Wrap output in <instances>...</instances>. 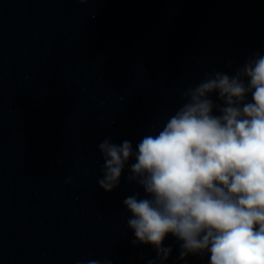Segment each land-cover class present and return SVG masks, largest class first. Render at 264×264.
Listing matches in <instances>:
<instances>
[{"label":"water","instance_id":"1","mask_svg":"<svg viewBox=\"0 0 264 264\" xmlns=\"http://www.w3.org/2000/svg\"><path fill=\"white\" fill-rule=\"evenodd\" d=\"M256 53L262 0H0V264L154 260L127 226L123 201L145 197L134 157L105 192L98 146L135 150L183 91ZM163 244V264H209Z\"/></svg>","mask_w":264,"mask_h":264},{"label":"clouds","instance_id":"2","mask_svg":"<svg viewBox=\"0 0 264 264\" xmlns=\"http://www.w3.org/2000/svg\"><path fill=\"white\" fill-rule=\"evenodd\" d=\"M180 100L135 150L128 140L99 144L104 159L99 187L116 188L134 157L127 179L145 197L129 196L123 204L131 213L132 243L156 250L148 264L169 258L172 248L163 244L169 234L180 242L181 260L207 254L209 264H264V56L254 54L233 76L206 75Z\"/></svg>","mask_w":264,"mask_h":264}]
</instances>
